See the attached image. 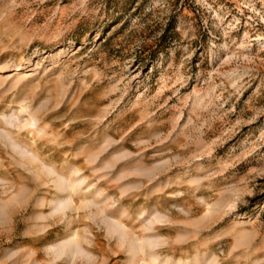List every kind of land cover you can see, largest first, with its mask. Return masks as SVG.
I'll return each mask as SVG.
<instances>
[{
	"label": "rangeland",
	"instance_id": "1",
	"mask_svg": "<svg viewBox=\"0 0 264 264\" xmlns=\"http://www.w3.org/2000/svg\"><path fill=\"white\" fill-rule=\"evenodd\" d=\"M0 264H264V0H0Z\"/></svg>",
	"mask_w": 264,
	"mask_h": 264
}]
</instances>
